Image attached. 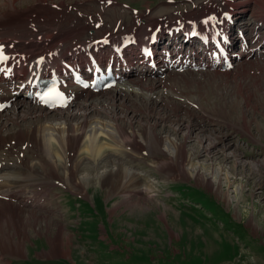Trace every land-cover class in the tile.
Here are the masks:
<instances>
[{
	"label": "rangeland",
	"instance_id": "rangeland-1",
	"mask_svg": "<svg viewBox=\"0 0 264 264\" xmlns=\"http://www.w3.org/2000/svg\"><path fill=\"white\" fill-rule=\"evenodd\" d=\"M45 1L43 3L49 6L56 3L61 7H74L76 12L78 9L83 12L84 4L94 15L100 12L99 3L104 2ZM258 1L264 6V0H251L250 9L245 12L249 21L247 32L254 19L262 20L257 12L262 11L257 6ZM35 2L16 0L13 6L9 4L4 9L15 15L27 14ZM126 4L137 8L140 15L144 14L142 19L153 13L157 20L161 15L172 14L174 8L184 10L186 7L184 0L173 3L115 0L107 6L115 12L102 13V26L95 29L103 27L106 33L115 21L120 22L119 27L132 24L134 18ZM159 9H162L160 15L156 13ZM201 10L193 12L198 16L209 12ZM68 24L66 22L65 27ZM90 24L94 28L93 23ZM33 32L28 40L41 34L40 40L46 38V31ZM75 33L72 39L80 34ZM263 51L264 48L248 58L242 57L229 71L172 73L168 82H162L167 76L161 81L158 79L161 87L156 82L153 85V81L141 82V88L124 83L121 88L128 89L133 99L121 98L115 106L90 113L89 119L101 116L108 123H116L117 119L138 122L153 133L169 136L174 142L185 140L184 146L191 152L192 161H185L187 170L183 176L176 163L161 162L167 157L166 153L152 156L147 141L139 138L143 147L132 149L136 161L130 164L139 173L138 179L134 181V188L122 192H110L103 185L109 177L100 178L102 168H97L91 158L73 161L76 168L61 164V173L45 166L37 147L10 141L8 136L17 131L19 125L29 127L38 111L30 112L25 104L4 111L18 125L8 123V128L0 134V159L7 165L0 167V176L14 178L0 187L11 190L8 199L2 198L7 204L0 203V221L4 222L0 233L5 237L15 234V239L24 235L27 238L23 254L15 248L6 251V247L1 246L0 264H43L41 258L48 259L45 264H115L118 254L123 264L131 261L132 264L136 261L141 264H264V55L260 54ZM106 94L100 92L91 98H106L109 96ZM153 97H167L168 101L150 106L146 100ZM184 101L193 106L182 105ZM76 105L53 112L56 115L53 124L64 125L62 111L77 112ZM163 148L162 144L159 151ZM194 149L202 152L196 155ZM106 157L101 161L103 165L111 162L112 157L116 158L114 155ZM155 162L162 163L163 172L153 166ZM193 167L206 173L209 184L190 176L189 170ZM214 168L220 169L223 193L213 189ZM57 177L61 180L58 185ZM30 178H34L32 184L23 181ZM66 179L71 187L65 184ZM99 181L103 184L95 185ZM42 184L45 185L42 187ZM30 185L33 188L26 187ZM16 190L21 195L18 199H15ZM7 214L10 217L6 223ZM1 242L7 240L0 239Z\"/></svg>",
	"mask_w": 264,
	"mask_h": 264
},
{
	"label": "bare ground",
	"instance_id": "bare-ground-1",
	"mask_svg": "<svg viewBox=\"0 0 264 264\" xmlns=\"http://www.w3.org/2000/svg\"><path fill=\"white\" fill-rule=\"evenodd\" d=\"M15 1L16 0H2V1L0 0V34L1 35L8 34V36H10V34H12V35L18 36L19 38H23V37H26V35H29L32 33V31L30 30L29 27L34 26V25H37L39 28L47 29L53 33H55L57 30H59L58 34H64V36L62 38L63 49H67L68 47L72 46L71 40L75 36V35L73 37L70 36L72 34V25L66 26V27H68V29H67L63 26V24L66 22L72 24V17H81L83 15H89V14H84V12L80 11L79 9H78V12H76L75 8L70 7V6H63V7L60 6L59 7V6L45 5L43 3L45 0H36V2L29 9V12L27 14L20 13L19 15H15L13 12L7 11L4 9V8L8 7L9 4H12V6H13V3ZM179 8H180V6H179ZM18 11H20V10H18ZM174 11L176 13H179L178 10H174ZM201 11H203V9ZM194 12H195V10H194ZM143 15H141V16L143 17ZM59 17H62L63 19L59 20ZM247 22H249V21H247ZM87 23L88 22H85L84 19L81 20L80 18H77L76 22L73 23V26H74L73 31L76 32L77 34H79L80 29L84 30V32L87 29V31H86L87 33H89V31L91 30L92 31L91 34H84V36H82V37L85 39L90 38L91 40L94 38H98L100 36V32L98 30H96L97 28L94 29L95 27L94 28L87 27ZM101 26H102V24H101ZM112 28H111V30H112ZM247 28H246V30H247ZM249 29H251V28L249 27ZM38 35H39V33H38ZM41 36H42V34H41ZM42 38L44 39V37H42ZM79 38H81V37L76 36V38H74V39H79ZM19 43L22 45V44L27 43V41L26 40H19ZM74 45L75 44H73V46ZM60 54L62 56H64V55H66V51L63 50L62 52H60ZM54 55H55L54 53H47V52L42 53L41 59H39L38 62H40L41 64H45V62L46 63L51 62L56 67L58 64L53 58ZM41 73L44 75L46 74L45 67L42 68ZM156 74L158 75V78H160L161 76L166 74V71H156ZM4 82L6 85L8 84V82L6 80H4ZM131 85H133L134 87L140 86V88L143 86L142 83H140V84L134 83ZM156 85L161 86V83H158V84L156 83ZM150 89H151V91L153 90V88L151 86H150ZM126 90H128V89H126ZM126 90L119 88L116 92H108L109 96L106 98H101V97L100 98L99 97L88 98L89 91H88V89L84 90L82 94L84 95V97H86L88 99H83L82 101L77 103V105H76L77 109H78L77 112H73V113L70 111L69 112L68 111L63 112L61 110L62 111L61 115L63 116V119H64V121H63L64 125H62V123L60 125H57L58 123L53 124V121L56 119L55 118L56 115H54L53 112L57 111V109L49 110L47 108H36L35 106L30 105V107H27L29 110H31L30 112H34V111L39 112V113L37 112L35 114L36 120L33 121L29 127H24L22 125H19L20 128H18L17 131L13 132V134L9 133L8 136L11 137L10 141L11 140L12 141H21V142L27 143L28 145H33L34 148L37 147L42 159L44 160L43 164L46 163L45 166L52 167V169L56 170L57 173L59 172V166L61 164H64L65 167L66 166L67 167H71V166L74 167L73 161H80V160L82 161V160H85L87 158H91L90 160L95 162L97 168L98 167H99V169H100V167L102 168V172L100 173V178L102 176H104V178L105 177L110 178V179L107 178L109 181L105 184H103V182L99 181V183L98 184L96 183L95 185L100 186L101 184H103L108 188V190L110 192H122L124 190H128L129 188L132 189L135 187V182H136L135 180L138 179L136 177H137V174H139V173L137 172V170H135L132 167L133 165L130 166L131 162L136 161V158L134 157V154L131 151L133 148H135L137 150L142 149V147H143L142 144H140L138 142L139 138L145 139L147 141L148 146H150V150H152L151 151L152 156L157 155V153H161L163 155L166 153L167 157L162 159L161 162L162 163L165 162L167 164L176 163L178 166V170H180L182 175H183V172H185L187 170V168L185 167V161H192L191 152L189 153L187 151V148L184 146L183 142H186L185 140L184 141L182 140L180 142H174L171 140V138L169 136L164 137V136H162V134L153 133V132L149 131L148 129H146L145 127H142L141 124H139L138 122H132V121L131 122L130 121L125 122V120H123V119H119V120L117 119L116 123H108L101 116H91L90 119L88 118L89 114L92 112H100L101 110H99V109H101V108L106 109L109 106H111V107L115 106V102H117L121 98L133 99V94L129 93L130 91L128 92ZM77 93H78V90H76V89L69 88L67 90V94L70 96H72V95L74 96ZM5 94H6V92H4V95ZM19 96H21V94L19 92H17V91L13 92V95H12L13 101H14L13 106L20 104L17 101V98ZM107 100H110V102H108ZM167 101H168L167 97H161V98L160 97H153L151 99L146 100L147 104L150 106H155L159 103L167 102ZM75 104L76 103H74V105ZM86 104L92 105V107H89V105H86ZM65 107H67V103L58 109H62ZM0 114H1V116H0V118H1L0 119V134H3L1 132L5 127L8 128V126H7L8 123H10V125H12V124H15V126L18 125V122H16L14 119L10 118V116H8L7 114H4V111L0 112ZM74 120L76 121V123H74ZM138 126H140V127L135 128ZM162 144L164 145V148L162 149L163 151H161V150L159 151V147H161ZM215 146H216V144H215ZM205 151L208 152V149H205ZM200 152H202V151L201 150L200 151L195 150L194 153L197 155V153H200ZM110 154L116 156V158L112 157L111 162L108 161L103 165V163L101 161H103L105 158L107 159L106 156H108V155L112 156ZM192 155H193V153H192ZM226 158L229 159L228 156ZM118 160H120V161H118ZM121 160H122V162H121ZM127 162H129V164ZM126 163H127V165H126ZM162 163L157 164V162H155L152 164L159 172H163L164 168L161 166ZM2 165L3 164H1V166ZM167 166L169 167V165H167ZM194 167L191 170L188 169L190 176L193 178L196 177L198 179H202L204 184L205 183L209 184V177L206 176V173L204 174V172L201 171L199 168L194 169ZM62 168H63V166H62ZM74 168H76V167H74ZM78 170H79V168H78ZM95 170H97V169H95ZM219 170L216 168L212 169V172L215 174V176H212V177H214V180H215V181H213L214 183L212 182V185H213V189H216L219 193H223L222 188H221L223 185V182L219 179L220 178ZM72 172L73 171H71L70 173H72ZM59 173H61V172H59ZM181 173H180V176H182ZM58 175H60V174H58ZM63 176L65 178H68V176L65 174ZM71 177H72V175H71ZM34 178H30L27 180L24 179L23 181L29 182L32 184L34 182ZM188 178H189V176H188ZM11 180H14V178L5 177L3 175L0 176V187L4 184V182H8ZM66 180L67 181L65 182V184L67 186L71 187L69 184V179H66ZM138 181L139 180H137V183H138ZM54 182H56V181H54ZM60 182H61V180L59 179V177H57V182H56L57 185H58V183L60 184ZM147 182L148 181H146V183ZM47 183H48V181H47ZM13 184H14V182H13ZM14 185H16V184H14ZM43 185H45V184H42V187H43ZM47 186H49V185H47ZM138 186L139 185H137V187ZM26 187L33 188V185L26 186ZM138 188H140V187H138ZM16 191L18 192L19 190H16ZM2 192H4V194L7 195V194L11 193V190L7 189V188H0V194H2ZM18 193L16 195L17 199L19 198V196H21ZM1 202L5 205L7 204V202H5L2 199H0V203ZM9 217L10 216L7 214L6 223H7V221H9V219H8ZM3 223L0 221V229L4 228ZM10 226H12V224H10ZM22 232H24V231L22 230ZM2 234L0 235V239L1 240H7V242H1L0 247L1 246L6 247V251L10 250V249L13 250L15 248V250L21 252L22 254L24 253L23 244H24L25 239L27 238L26 235L19 236V239H15V234L14 235H12V234L7 235L6 234V237L4 236V234L3 235ZM17 235H19V234H16V236ZM50 243H51V245L53 244L52 241ZM18 254H20V253H18Z\"/></svg>",
	"mask_w": 264,
	"mask_h": 264
},
{
	"label": "crops",
	"instance_id": "crops-1",
	"mask_svg": "<svg viewBox=\"0 0 264 264\" xmlns=\"http://www.w3.org/2000/svg\"><path fill=\"white\" fill-rule=\"evenodd\" d=\"M45 256V255H44ZM115 258H116V261H115V264H123L122 263V261H124V260H122V256L121 255H116L115 256ZM43 261H47L48 259H44V258H41ZM51 259H56V258H51ZM138 261H136V263H137ZM135 263V264H136ZM128 264H132V261L130 262V263H128ZM137 264H141V263H137Z\"/></svg>",
	"mask_w": 264,
	"mask_h": 264
},
{
	"label": "snow or ice",
	"instance_id": "snow-or-ice-1",
	"mask_svg": "<svg viewBox=\"0 0 264 264\" xmlns=\"http://www.w3.org/2000/svg\"><path fill=\"white\" fill-rule=\"evenodd\" d=\"M0 58H3V57H0Z\"/></svg>",
	"mask_w": 264,
	"mask_h": 264
}]
</instances>
